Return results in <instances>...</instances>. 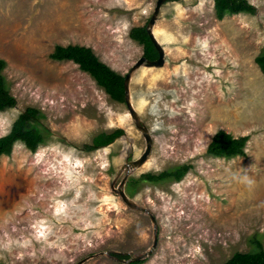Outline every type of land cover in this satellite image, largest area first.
<instances>
[{"label":"rangeland","instance_id":"1","mask_svg":"<svg viewBox=\"0 0 264 264\" xmlns=\"http://www.w3.org/2000/svg\"><path fill=\"white\" fill-rule=\"evenodd\" d=\"M247 1L254 13L222 20L214 0L162 6L153 33L166 63L131 76L130 102L154 142L133 168L147 142L126 102L50 55L89 47L125 77L144 57L130 31L148 26L158 0H0V58L17 99L0 112V138L31 107L47 136L0 159V263L135 264L154 244L150 214L158 246L141 264H225L264 248V0ZM119 129L111 145L89 148ZM219 131L249 137L246 155H210ZM183 165L192 168L180 182L141 179Z\"/></svg>","mask_w":264,"mask_h":264},{"label":"trees","instance_id":"2","mask_svg":"<svg viewBox=\"0 0 264 264\" xmlns=\"http://www.w3.org/2000/svg\"><path fill=\"white\" fill-rule=\"evenodd\" d=\"M214 7L216 16L220 20L226 15L251 14L255 12V7L247 0H214ZM130 38L143 46L146 58L154 59L157 56L155 45L147 31V25L133 28L130 31ZM50 58L54 61H72L78 64L82 71L90 74L98 85L105 89L111 99L119 103H125V77L102 62L91 48L80 45L57 46ZM256 63L264 73V55L259 56L256 59ZM6 68L7 62L0 58V112L14 108L17 105V99L11 94L4 75ZM43 117V113L33 107L27 108L21 113L14 122L9 134L0 138V159L2 156H10L16 143H24L28 149L35 152L41 144L46 142L47 136L45 133L42 132L40 127H35ZM31 124L33 126L29 127ZM123 134L124 131L122 129L109 134L102 133L94 139L93 145L89 148L94 150L107 147ZM248 140L249 137L237 139L231 134L219 131L213 137L208 147V153L215 157L228 159L245 156V146ZM191 168L190 165H183L174 171H165L159 175L146 174L141 179L153 184L170 180L180 182ZM135 183L137 184L138 182ZM257 248L254 252L236 253L225 264H264V248L261 243L257 244ZM143 261L135 262V264H141Z\"/></svg>","mask_w":264,"mask_h":264},{"label":"water","instance_id":"3","mask_svg":"<svg viewBox=\"0 0 264 264\" xmlns=\"http://www.w3.org/2000/svg\"><path fill=\"white\" fill-rule=\"evenodd\" d=\"M166 2H167V0H158V2L156 3L154 13H153V15H152V17L148 23V26H147V31H148V34L151 38V41L153 42L156 50L159 53L158 60H156V61L149 60L148 58H146L144 56L136 63V65L133 67V69L125 76V83H124V86H125V102H126L128 108L130 109V112H131L132 116L134 117V120L136 121L135 122L136 126L138 127V129L140 131H142L144 137L146 138V142H147V149H146L144 155L142 156V158L139 159L138 161H134V162L130 163L131 167H133V168L138 167V166H142L144 164V162L148 159V156L152 152L154 142H153V139H152V136L150 134L148 127L141 122L140 118L138 117V114L133 109L132 104L130 102V84H131V78H132L131 76H132V73L134 71H136L137 69H139L142 65H145L147 67H163L166 63L164 50L160 46L159 42L157 41V39L155 38L154 33H153L154 25L156 24V22L158 20L161 8ZM121 194H122L124 201L131 208H134V209L138 208L136 203L134 201L130 200L124 192H122ZM150 216H151V219L154 223V237H155L154 244H153V246L149 252H147L143 255L134 257L132 259V261H130V262L142 261V260L146 259L147 257L152 256L153 253L155 252V250L157 249L158 237H159V235H158V222L152 214H150Z\"/></svg>","mask_w":264,"mask_h":264},{"label":"flooded vegetation","instance_id":"4","mask_svg":"<svg viewBox=\"0 0 264 264\" xmlns=\"http://www.w3.org/2000/svg\"><path fill=\"white\" fill-rule=\"evenodd\" d=\"M156 51H157V50H156ZM158 58H159V53H158V51H157V56H156L154 59H149V60L156 61V60H158Z\"/></svg>","mask_w":264,"mask_h":264}]
</instances>
